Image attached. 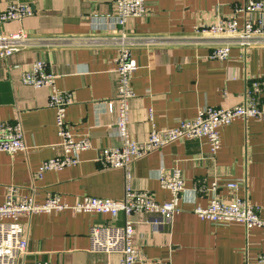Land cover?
Segmentation results:
<instances>
[{
	"label": "crops",
	"instance_id": "obj_1",
	"mask_svg": "<svg viewBox=\"0 0 264 264\" xmlns=\"http://www.w3.org/2000/svg\"><path fill=\"white\" fill-rule=\"evenodd\" d=\"M250 0H146L148 13L116 24L113 0H0V12L13 2L27 5L32 15L2 23L0 35L22 30L32 46L0 62V121H19L26 150L0 152V204L10 189L45 202L57 196L70 208L39 213L21 220L28 232L27 264H121L119 251L92 248L94 227H123L126 216L77 212L72 207L86 197L121 201L125 196L123 169H106L104 148L122 144L118 116L116 60L119 45L112 38L136 40L131 47L138 70L132 80L136 96L130 101L128 130L138 141L150 132L173 128L180 120L195 118L201 107L239 104L257 86L264 107V39L248 47L233 45L226 61L210 58L215 44L205 40L183 44L195 28L218 24L236 16V8ZM242 26L247 17L238 13ZM154 40L150 42V40ZM43 61L57 75V87L70 96L67 125L75 140L88 138L90 148L76 153L79 163L39 175L44 161L63 155L56 111L50 91L20 81L23 72ZM152 111V115H151ZM221 148L213 155L204 138L173 141L134 162L132 187L148 191L159 203L171 192L161 184L162 174L181 170L184 192L181 210L156 228L154 214H134V242L150 261L169 264H253L264 252V229L244 224L213 223L194 210L205 208L210 197L199 191L215 181H240V197L260 208L264 219V121L239 119L223 127ZM229 200L235 192L221 186Z\"/></svg>",
	"mask_w": 264,
	"mask_h": 264
},
{
	"label": "built area",
	"instance_id": "obj_2",
	"mask_svg": "<svg viewBox=\"0 0 264 264\" xmlns=\"http://www.w3.org/2000/svg\"><path fill=\"white\" fill-rule=\"evenodd\" d=\"M116 6V24L125 27L130 19L144 17L148 13L146 0H113ZM236 16L218 24L197 26L192 38L182 41L183 44H198L211 40L214 47L210 58L226 61L230 57L233 45L243 47L264 39V0H250L244 7H237ZM245 12L247 17L242 26L238 22V13ZM32 15L29 7L23 3L13 2L0 12L2 23L22 21ZM122 32L121 38H112L119 45V57L116 60L117 94L114 102L117 105L118 116L116 127L122 139V144L116 147L104 148L101 151V162L106 169H123L126 176L124 199L115 201L95 197H86L72 208L77 212H92L107 214L116 220L120 214L126 216L123 227L112 225L97 226L92 231V248L101 251H119L122 253L121 264H169L163 261H150L144 257L134 242L136 234L135 222L131 219L134 214H154L159 219L149 223L156 228L170 222L172 216L181 210V200L184 192V179L181 170L173 169L172 175L162 174L161 184L171 192V198L165 203L157 202L145 190L132 187V166L137 160L150 152L160 149L173 142L187 139L204 138L215 155L221 148L223 127L234 121L255 118L264 121V107L258 101V89L254 85L242 102L234 106L201 107L195 118L180 120L173 128H154L145 141H138L128 130L130 117V101L136 96L132 88V80L139 66L132 57L131 47L136 40L127 38ZM154 40H150L152 42ZM26 33L19 30L15 34L0 35V62L7 60L15 53L32 46ZM58 75L49 70L43 61H37L30 70L23 72L20 81L23 85L50 91V107L56 111V123L62 138L63 155L52 157L43 162L39 175L50 170H62L79 163L76 153L90 148L88 138L75 140L67 125V107L71 103L70 96L58 89ZM152 115V111H151ZM24 131L21 123L0 121V152L15 154L26 150ZM221 186L235 192L231 199H222L219 195ZM240 181L220 183L215 181L209 187L199 188L208 194L210 203L207 207H198L194 213L203 220L213 223H242L248 229L259 227L264 229V219L260 208L250 203L246 198L237 195L241 188ZM70 208L60 197L53 196L39 203L32 196H22L15 189H10L6 201L0 204V264H27L25 257L28 253V232L22 222L24 216L39 213L62 212ZM35 264H50L38 262ZM253 264H264V252L260 253Z\"/></svg>",
	"mask_w": 264,
	"mask_h": 264
}]
</instances>
